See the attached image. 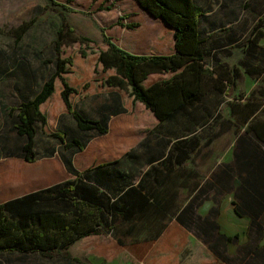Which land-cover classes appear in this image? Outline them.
I'll return each instance as SVG.
<instances>
[{
  "label": "trees",
  "instance_id": "trees-1",
  "mask_svg": "<svg viewBox=\"0 0 264 264\" xmlns=\"http://www.w3.org/2000/svg\"><path fill=\"white\" fill-rule=\"evenodd\" d=\"M51 1L71 11L67 4ZM137 1L165 26L144 54L121 47L104 31L99 44L78 33L60 12L55 59L46 61L54 63L53 71L32 94L21 93L20 103L12 108L13 129L25 139L22 157L27 164L42 157L35 149L38 128L57 139L70 150L66 164L74 178L0 202V252H36L69 259L71 264H93L90 253L107 263L126 247L143 264H181L192 247L187 229L211 239L213 254L222 264H264V45L260 44L264 0H255L260 15L243 39L233 26L235 10L227 17L228 36L235 35L227 38L231 45L226 51L232 52V45L242 39L245 53L235 66L221 61L222 44L207 41L210 28H202V23L210 16L199 0ZM34 20L15 28L18 37L31 29ZM240 67L261 83L248 96L227 104L230 114L224 117L222 104L225 95H234ZM14 71L4 68L0 74L11 76ZM94 94L105 96L109 103L102 106L101 114L89 115L77 103ZM138 107L157 121L139 130L147 160L132 147L119 158L81 169L83 157L77 155L87 148L90 137L112 134L111 119L133 115ZM63 112L76 121L73 133L62 119L57 124ZM214 126L220 130L205 147L231 129L237 144L233 160L202 184L200 173L190 164L191 155L203 147L197 129ZM128 157L134 165L127 169L122 160ZM145 163L149 167L142 170ZM236 180L240 184L234 189ZM183 187L198 194L181 207ZM232 190L234 213L250 221V240L237 256L229 255L227 246L238 234L218 233V206L205 217L197 212L210 192L217 193L218 202V195ZM129 235L137 238L126 244L124 237ZM202 263L208 264L207 259L196 264Z\"/></svg>",
  "mask_w": 264,
  "mask_h": 264
},
{
  "label": "rangeland",
  "instance_id": "rangeland-1",
  "mask_svg": "<svg viewBox=\"0 0 264 264\" xmlns=\"http://www.w3.org/2000/svg\"><path fill=\"white\" fill-rule=\"evenodd\" d=\"M57 1L67 4L71 11L52 3L51 0H0V69L12 68L15 70L11 76L0 74V202L11 196L45 187L66 178H74L66 164V159L71 157V153L66 150L63 151L62 147L58 146L57 139L47 137L40 128H38L39 133L36 137L35 149L42 156L40 159H42L43 164L27 167L22 160V146L25 139L13 129L16 113L12 108L20 103L16 92L18 94L19 92L32 94L37 86L48 77V73L53 71L54 63L49 64L46 61H54L55 59L54 41L61 22L60 12L65 13L78 33L88 35L100 43L103 42L104 31L118 45L133 53H142L148 46V30L151 24H149L147 16H141L142 13L136 14L137 7L133 0ZM199 2L210 16V21L206 20L202 23V28L206 30L208 27L210 28V31L206 32L207 41L210 44L219 43L223 45V49L219 52V57L223 63L229 66L238 65L245 54L242 47L243 43H241L242 39L248 34L253 22L257 19L256 15L259 14V9L255 6L256 1L199 0ZM109 6L110 9H108ZM232 10H235L234 14L237 16V21L233 23V26L236 28L239 38L242 39L239 40V43L232 45L234 46L232 52L228 53L226 47L230 46L231 43L227 45V38L235 35L228 36L227 33L231 23L228 24L226 20L227 17H230ZM31 19H35L31 29L18 37L14 31L15 28ZM212 21L217 25L212 26L211 23H208ZM131 23L139 25L134 29H129L127 24ZM155 33L156 30L152 31L151 34L154 35ZM69 35L79 39L75 33ZM69 43L77 46L72 39ZM260 44L264 45V36L260 39ZM206 66L211 67L212 65L208 62ZM240 69L242 75L237 80L234 95H225V103L222 104L224 117H229L230 114L227 104L248 96L261 83L260 78L251 77L243 67ZM102 99L104 100V98ZM95 107H97V99H89L84 104L81 103V108L85 109L87 113L93 112ZM71 120L65 121L63 124L69 133H73L77 128L76 121ZM148 124H152V117L139 107L133 115L118 116L112 121L113 132L116 136H91L84 155L91 157L89 163L93 164L103 158L110 157L108 150L118 152L137 147V151L143 154V159L146 161L147 156L143 153V145H140L142 138L139 130ZM219 130V126H214L213 129L198 128L196 131L197 135L202 136L203 147L192 153L190 164L200 173L202 184L211 181L225 162L233 159V152L237 144V135L234 129L217 137L210 146H204L209 137ZM53 150L55 153L52 155L50 153ZM101 153L104 154L103 157H101ZM122 165L127 169L131 168L134 161L128 157L122 160ZM148 167L145 163L142 170H146ZM138 179L137 177L136 180ZM180 192L181 207L188 204L198 194V191L192 192L189 187L181 188ZM215 194L217 193L210 192L209 197L204 198L199 205L197 212L205 217L210 214L212 207L218 206V233L231 236L238 234V239L227 246L229 255L237 256L243 249V245L250 240L248 232L250 221L247 217H238L234 213L233 194L218 195V202H215ZM186 234L191 239L192 247L186 251L181 264H196L205 259H207L208 264H210V260H213V264H222V261L213 254L211 247L213 241L211 239L208 240L192 230L186 229ZM107 238L110 239L111 235ZM136 238V236L129 235L124 237V241L129 244ZM262 243H264V238ZM131 254V249L125 247L109 264H143L142 260L133 257ZM88 256L95 264H106L95 253H90Z\"/></svg>",
  "mask_w": 264,
  "mask_h": 264
},
{
  "label": "crops",
  "instance_id": "crops-1",
  "mask_svg": "<svg viewBox=\"0 0 264 264\" xmlns=\"http://www.w3.org/2000/svg\"><path fill=\"white\" fill-rule=\"evenodd\" d=\"M136 7H137V12L136 14L139 15L141 14V16H144L147 18H149V24H151L150 26V29L148 30V37H149V41H148V46L146 48V50L144 52H140V53H136V54H144L146 53L149 49H150V46L151 44L157 39V37L162 33V31L164 30L165 26L163 25V23L158 19L156 18L154 15H152L149 11H147L145 8H143L140 3L137 1V0H133ZM88 25V24H87ZM89 26V25H88ZM138 27V26H137ZM103 28V27H102ZM136 28V27H134ZM134 28H130L129 29H134ZM156 30V33L154 35H152V31H155ZM151 34V35H150ZM84 35V34H82ZM150 35V36H149ZM91 39H93L92 37L88 36V35H85ZM147 37V38H148ZM94 40V39H93ZM114 40V39H113ZM96 41V40H95ZM97 43L99 44H102L103 42H98L96 41ZM37 89V88H36ZM39 89V88H38ZM36 91V90H35ZM19 100L21 101V93L19 92H16ZM99 98H104V100L102 101L101 99L98 100ZM89 99H97V107H95L96 109L93 111V112H86L85 109H82L81 108V103L84 104L87 100ZM19 101V102H20ZM107 103H109V100H106L105 99V96H101V95H90L88 97H86L85 99L83 100H80L78 103H77V107L79 109H81L82 111H84L85 113L89 114V115H94V113H100L101 114V111H102V106L103 105H106ZM140 108V107H139ZM142 110V108H140ZM147 113V112H145ZM149 114V113H147ZM150 115V114H149ZM121 116V115H119ZM151 116V115H150ZM118 116H115L111 119V122H110V126H111V129L114 130L113 126H112V121ZM152 117V124H148V125H145L143 127H146V126H153L157 121L154 119L153 116ZM60 119H62L63 121H67V120H70L72 121V117L70 116V114L66 113V112H63L61 113L59 116H58V119H57V124L59 125V122H60ZM112 133V132H111ZM122 134H124L123 131H121ZM98 135H96L95 137H97ZM104 136H109V137H113V136H116L115 132H113L112 134H108V135H103V136H98V137H104ZM59 147H62L63 151H68L70 153V150L65 148L62 144H58ZM89 146V144H88ZM87 146V148H88ZM87 148L82 152V153H79L77 156L79 158H81V156L83 157V164L82 166L80 165V168L81 169H85V168H88L90 167L91 165H94L96 163H100V162H104V161H110V160H113V159H116V158H119L121 157V155L126 152L127 150H129L130 148L128 149H123V150H120L118 152H112V150H108L109 151V156L110 157H106V158H103L99 161H97L96 163H89V160H91V157H86L84 155L85 151L87 150ZM132 148V147H131ZM99 154V152H98ZM103 153H101V157H103ZM75 156V155H74ZM98 157H100V155H98ZM74 158V157H73ZM24 164L27 166V167H34V166H39V165H42L43 162H42V159H38V163L36 164H27L26 161L24 159H22ZM233 160V159H232ZM77 161V160H75ZM231 162V161H229ZM229 162H225V163H229ZM66 179H69V178H66ZM64 179V180H66ZM62 180V181H64ZM62 181H59V182H62ZM57 182V183H59ZM56 184V183H54ZM54 184H51V185H48V186H45V187H41V188H38V189H34V190H30L28 192H23L21 194H18V195H14V196H11L1 202H4V201H7V200H11V199H14V198H17V197H21L23 195H26L28 193H31V192H34V191H37V190H40V189H43V188H46V187H49V186H52ZM240 184V181L239 180H236L235 181V185H234V189L237 188V186ZM198 191V190H196ZM235 190H232L230 192H225L223 194H234ZM200 214V212H199ZM202 215V214H201ZM249 219V218H248ZM217 222L219 223V219H217ZM185 229V228H184ZM186 230V229H185ZM191 241V239H190ZM191 246H192V242H191ZM132 255V254H131ZM134 257V255H132ZM185 256V255H184ZM99 257V256H97ZM89 258V257H88ZM99 258H102V261H103V257H99ZM116 258V257H115ZM113 258L111 261L107 262L108 264L112 261H114ZM90 261L95 264L91 258H89ZM74 263V262H73ZM106 263V264H107ZM0 264H71V261L69 259H66V258H59V257H56V258H47V257H43L42 255H40L39 253H36V252H33V253H26V252H20V251H11V252H4V251H1L0 252ZM74 264H78V263H74ZM112 264V263H111Z\"/></svg>",
  "mask_w": 264,
  "mask_h": 264
}]
</instances>
